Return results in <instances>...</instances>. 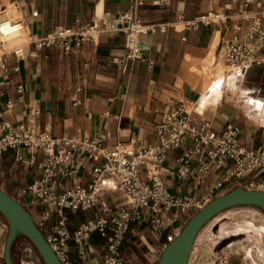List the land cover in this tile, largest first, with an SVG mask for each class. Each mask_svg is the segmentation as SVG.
<instances>
[{"label":"crops","instance_id":"crops-1","mask_svg":"<svg viewBox=\"0 0 264 264\" xmlns=\"http://www.w3.org/2000/svg\"><path fill=\"white\" fill-rule=\"evenodd\" d=\"M2 1L0 11L3 8L6 11L7 6ZM6 1L32 35L42 36L56 27L71 28L76 20L86 24L94 16L115 17L127 9L132 0ZM250 10H255V6L245 7L241 0H166L160 7L146 4L136 11V15L145 24L164 25L165 30L154 28L141 36V59L127 62L123 72L112 62L114 58L124 56L122 34L103 35L94 43H84L77 55H63L57 49L44 48L36 55L26 49L22 58H16L1 56L0 51V79L11 83L0 88V124L8 121L14 127L24 125L33 133L48 131L55 138L81 139L101 135L103 144L108 147L119 142L146 147L155 141L154 127L161 114L184 101L193 104L191 115L197 127L207 124V132L218 133L227 124H234L240 130L238 143L246 149H255L264 144V45L247 39L248 25L238 18L239 14ZM211 11L222 13L226 20L190 31L184 30L182 22L178 21L180 14L184 20H191ZM32 12H37V16L33 17ZM16 42L11 41L9 46ZM238 43H248L257 58L242 72L230 70L225 60L227 48ZM1 47L4 49L5 45ZM19 84L24 87L21 101L15 91ZM8 103L13 107L7 108ZM32 110L38 111L39 115L30 117ZM16 154V151H9L0 157V189L15 198L37 222L44 206L29 195L18 196V192L35 182L40 172L36 167L29 169L18 163ZM179 154V151L171 150L166 160L165 165L173 172L178 171L175 158ZM99 163L79 161L76 181L88 183L92 169ZM195 174L194 165L186 179L163 177L162 181L172 194L197 195L212 188L224 176L225 170L212 169L198 192L192 188ZM252 181L264 183V173H248L229 189L218 191L216 197L238 187L249 189L248 183ZM66 184L63 182L59 191ZM102 190V202L112 213L126 206L116 179L105 176ZM253 190L261 191L259 188ZM81 213L85 223L99 216L98 209ZM249 213L261 224L257 228L243 226L242 233H238L239 246L234 243L226 246L237 248L231 253L230 264H264V214L254 210ZM194 214L185 215L184 220L188 221ZM55 220L52 214L44 223L42 231L45 235L52 232ZM82 225L71 230L67 223L71 233ZM7 232L8 226L0 215V264H4ZM90 236L93 248L88 261L100 264L105 243L96 241L98 235L94 231ZM164 236V232L154 235L144 227L132 226L123 242L121 255L137 244L142 248V257L151 255L147 264H157ZM225 238L212 235L211 240L222 243ZM67 246L71 264H84L80 249L72 239ZM12 257L19 261L15 249ZM123 257L127 264L132 261V258Z\"/></svg>","mask_w":264,"mask_h":264},{"label":"built area","instance_id":"built-area-1","mask_svg":"<svg viewBox=\"0 0 264 264\" xmlns=\"http://www.w3.org/2000/svg\"><path fill=\"white\" fill-rule=\"evenodd\" d=\"M247 7L254 5L255 10L238 15L248 25L246 37L264 45V3L261 0H241ZM149 4L160 7L166 0H132L129 7L115 17L94 16L89 23L79 20L71 28L56 27L52 32L32 35L26 24L10 14L5 8L0 11V45H5L1 56L13 55L22 58L26 49L36 55L44 48L57 49L63 55H77L84 43L95 42L100 36L122 34L124 37V56L114 58L116 69L123 72L129 61L141 59L140 37L152 29L164 31V25L145 24L136 11ZM36 17L37 12H32ZM226 17L220 12H207L191 20L182 22L184 30H197L200 27L222 23ZM11 41H17L9 46ZM7 45V46H6ZM227 66L233 71H245L257 61L256 52L248 43L231 44L225 52ZM14 71H17L14 68ZM8 80L0 79V88L10 86ZM18 99L23 98L24 87L15 86ZM13 104L8 103L7 108ZM192 103L179 101L173 109L161 114L154 127L155 141L146 147H134L131 144L117 143L105 146L101 135L94 138L63 136L55 138L48 131L33 133L24 125L14 127L8 121L0 124V157L16 151V161L31 169L36 167L39 178L31 185L21 189L18 196H31L44 206L40 219L35 222L40 229L51 215L56 217L52 232L44 235L61 264H71L67 243L73 240L79 247L84 264L92 251L91 232L105 240L104 252L100 264H127L121 255V248L132 226L144 227L150 233H165L163 248L171 243L185 223V215L199 211L217 195L232 187L235 181L243 179L248 173H264V144L255 149H246L238 143L239 128L227 124L216 133L208 131L209 126L197 127L192 119ZM30 117L39 112L32 110ZM177 150L175 158L177 172L169 169L165 163L169 152ZM95 160L100 163L91 172L88 183L76 181L80 171L79 161ZM195 165L196 174L192 178V188L199 191L212 169L225 170L224 176L210 189L197 195L172 194L163 184V177L184 180ZM117 180L126 200V206L112 213L110 207L102 202L103 178ZM67 182L59 191L60 185ZM249 190L261 189L263 182H249ZM98 209L99 216L83 224L71 233L67 227L65 212L71 214ZM181 224V226L179 225ZM203 230V229H202ZM195 239L188 264H230L232 254L227 247H218L211 239Z\"/></svg>","mask_w":264,"mask_h":264},{"label":"water","instance_id":"water-1","mask_svg":"<svg viewBox=\"0 0 264 264\" xmlns=\"http://www.w3.org/2000/svg\"><path fill=\"white\" fill-rule=\"evenodd\" d=\"M240 206L255 207L264 214V191L238 187L212 199L190 217L175 239L163 248L157 264H188L191 248L200 231L217 215ZM0 215L8 226L3 251L4 264H15L11 249L20 237L32 245L43 264H61L36 226L32 215L15 198L1 189ZM225 243L226 240L220 243L219 247H224Z\"/></svg>","mask_w":264,"mask_h":264},{"label":"rangeland","instance_id":"rangeland-1","mask_svg":"<svg viewBox=\"0 0 264 264\" xmlns=\"http://www.w3.org/2000/svg\"><path fill=\"white\" fill-rule=\"evenodd\" d=\"M1 3L7 6L6 13H11L14 17L18 15L11 7H9L8 2L6 0L2 1ZM2 50L3 48L0 47L1 52ZM257 209L258 208H253L250 206H240L226 211L225 213L212 219L203 228L199 240L203 238L211 239L212 235H215L216 237H220L221 235H223V237H226V243L224 246H227L231 243H234L239 246L237 240L240 236L238 233H242V229H244L243 226L248 225L252 228H257L261 224L260 221L255 218V216L249 213V211L254 210L262 215L261 210ZM96 241L102 244L105 243V240L101 239L99 236H96ZM216 244H218L217 246L219 247L220 242ZM14 249L15 252L17 251L19 254V264H43L37 252L34 250V248H32V245L26 239L22 237L18 238L15 242L13 250ZM236 249V246H234V248H227L230 253H232ZM142 252V248L136 244V246L131 247L130 250L127 249L125 255H122L129 259L132 258V261H130L129 264H147V261L150 259L151 255H145V257H142ZM127 255H129L130 257H128Z\"/></svg>","mask_w":264,"mask_h":264},{"label":"trees","instance_id":"trees-1","mask_svg":"<svg viewBox=\"0 0 264 264\" xmlns=\"http://www.w3.org/2000/svg\"><path fill=\"white\" fill-rule=\"evenodd\" d=\"M64 215H65L66 222L68 223L71 230L75 229L76 227L80 226L81 224H84L86 221L84 215L81 212H78L76 214H71L70 212H65ZM38 229L41 231L40 228H38ZM41 233L43 234L42 231H41ZM43 236H44V234H43ZM13 248H14V245L12 246V249H11V256L13 253ZM12 259H13L15 264H19L18 261H16L13 257H12Z\"/></svg>","mask_w":264,"mask_h":264},{"label":"bare ground","instance_id":"bare-ground-1","mask_svg":"<svg viewBox=\"0 0 264 264\" xmlns=\"http://www.w3.org/2000/svg\"><path fill=\"white\" fill-rule=\"evenodd\" d=\"M16 18V17H15ZM0 47H1V45H0Z\"/></svg>","mask_w":264,"mask_h":264}]
</instances>
